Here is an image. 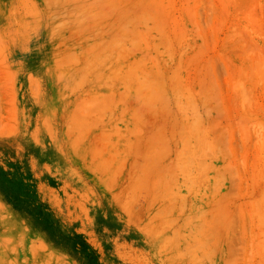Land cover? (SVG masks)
Segmentation results:
<instances>
[{"label":"rangeland","instance_id":"rangeland-1","mask_svg":"<svg viewBox=\"0 0 264 264\" xmlns=\"http://www.w3.org/2000/svg\"><path fill=\"white\" fill-rule=\"evenodd\" d=\"M0 264H264V0H0Z\"/></svg>","mask_w":264,"mask_h":264}]
</instances>
